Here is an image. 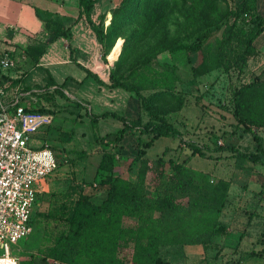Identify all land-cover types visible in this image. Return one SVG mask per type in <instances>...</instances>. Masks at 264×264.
<instances>
[{
  "label": "trees",
  "instance_id": "trees-1",
  "mask_svg": "<svg viewBox=\"0 0 264 264\" xmlns=\"http://www.w3.org/2000/svg\"><path fill=\"white\" fill-rule=\"evenodd\" d=\"M96 1L99 0H78V16L75 19L33 7L36 17L48 24V40L28 44L23 53L28 64L36 66L47 45L59 37H67L71 26L85 16L102 46L101 58L105 63L115 40L120 37L123 43L117 60L109 69L107 81L77 65L86 72L87 77L94 78L108 89H122L135 94L139 109L147 120L142 122V115L128 120L113 111L99 115L102 118H115L123 124L116 131L97 138L104 150L99 157L94 179H97V185L105 186V197L101 202H95L91 195L84 193L80 187L78 191L75 185L70 186L69 192L55 197L51 195L53 198L49 200L48 210L39 207L40 214L59 222L61 226L52 243L34 257L33 264H171L161 254L163 247L207 245L213 240L212 237L227 231L226 225L216 215L224 206L229 183L219 179L209 184L203 173L191 171L184 161L178 162L173 158L165 160L159 156L150 164L146 149L155 140L172 136L184 141L180 130L167 117L182 107L183 98L165 84L154 87L147 94L143 93L148 83L157 85L161 82L151 81L143 72L137 73V69L159 55L175 53L183 54L189 65V53L201 49L211 32L219 29L221 24L226 25L222 38L217 42L218 58L213 65L225 64L227 69L233 65V60L234 65L240 63V67L246 66L255 51L253 42L264 30V19L251 11L248 0H242L234 14L227 5L222 6L226 0H120L119 5L111 11L109 25L104 28L105 13L100 14L98 23L91 18ZM231 15L241 24L233 22L228 25L227 19ZM231 40L235 41L232 47ZM68 48L71 57L77 53L71 44H68ZM226 52L229 56L225 55ZM72 59L75 61V58ZM48 75L50 84H55ZM19 81L13 80L14 83ZM34 110L46 111L42 107ZM232 115L236 125L243 126L256 140L254 151L238 150L236 153L253 163L263 162L264 145L254 131L255 127L264 126L263 79L254 78L234 88ZM135 127H139L137 140L138 145L141 141L142 149L139 146L138 154L132 158H120L127 163L128 169L140 162L135 172L136 179L131 181L124 178L125 172L114 171L118 159L107 147L119 143ZM143 135L145 140L142 141ZM218 144L216 151L236 149L233 144ZM186 145L188 158L196 154L204 155L198 145L189 142ZM166 165L171 172L163 186ZM76 190L77 196L70 199L71 193ZM42 199L38 194L37 201L41 202ZM183 199H186L185 203ZM196 211L203 214L196 215ZM248 254L258 253L251 251ZM48 259L53 262H48Z\"/></svg>",
  "mask_w": 264,
  "mask_h": 264
},
{
  "label": "rangeland",
  "instance_id": "rangeland-1",
  "mask_svg": "<svg viewBox=\"0 0 264 264\" xmlns=\"http://www.w3.org/2000/svg\"><path fill=\"white\" fill-rule=\"evenodd\" d=\"M99 1L101 2L98 6L96 4L93 13L95 14L96 11H99L98 7L100 6L101 12L99 11L97 16V19H99L100 14H104V9H107V14L103 20V27L106 28L112 17L111 11L119 5L120 0ZM248 1L252 8L251 11L259 14L264 19V0ZM96 2L98 3V1ZM241 2L242 0H226L222 3V6L225 7L227 5L228 9L234 14L241 5ZM246 17L249 18V15H246ZM233 22L241 24L234 15H231L227 19V24L230 25ZM225 25L221 24L219 29L212 31L201 49L189 53L188 58L191 61L189 65L186 63V58L183 54L175 53L167 56L159 55V57L151 59L146 66L138 67L137 73L143 72L151 81L157 80L161 82V84L157 85L148 83L146 85L147 88L143 89V93L147 94L154 87L165 84L167 87L173 89V92L177 96L183 98L182 107L177 111L169 113L167 117L180 130L184 141H180L178 137H160L154 141L151 147L146 149V157L150 160V164L159 156L164 157L165 160L173 158L178 162L184 161L185 166L191 171L203 173L209 184H213L219 179L228 181L229 187L226 201L220 214L216 216L226 225V229L227 226L231 227L238 231L240 235L238 239L232 238L228 240V242H232H230L229 247H227L228 249L221 255H218L219 251H216V249H219L220 246L221 249L224 247V240L219 243L216 242L214 244L215 249L212 250V257L209 256V259L212 258V260L207 259V262L210 261L211 264H233L244 253L257 251L258 255L256 254L257 256H254L251 262L253 264H264V226L262 227V223H264V159L261 163H253L241 158L236 153L238 150L241 152L254 151L256 140L253 138L251 132L246 131L243 126L236 125V120L232 115V92L234 88L254 78L264 80V41L258 38L257 45L254 44L255 51L249 57L246 66L240 67V63L234 65L233 60H231L233 65L227 69L225 68V64L214 66V60L218 58L217 42L222 38ZM231 41L232 47L235 41ZM122 43L123 39L118 37L108 52L107 63L101 58L99 62L96 61L94 67L93 65L91 66L97 70L96 74L101 79L108 80L109 69L117 60ZM225 55L229 56L228 52ZM190 66L192 70H190ZM46 81L47 76L43 78V81H40V85L38 86L42 90L34 94V101H37V103L41 101L42 104L40 106L44 107L47 112L59 113L66 111L65 108L68 106V102L74 98V90L69 87L66 88L67 91L59 88L50 89L52 88L49 86L51 85L50 79ZM117 90L119 91L118 94L123 95V97L117 94L113 95L112 89L106 88L104 91L100 90L102 95L106 98L108 96L111 99L112 110L122 116L127 113L126 115L129 118H137L142 115V122L147 120V116L139 109V105L137 107L138 99L135 94L122 89ZM104 96L103 99H100L98 96L97 104L99 105V111L101 110L100 107H102L100 104L104 102ZM123 99H126L125 101H128L132 108L129 107V110H125L127 107L123 104ZM56 116L51 125L43 126L29 134L30 140L37 139L40 142L47 139L51 143L50 148L58 161L57 168L43 181L56 174L58 172L57 169L60 167L64 170L63 168L70 166V164L77 166L84 165L86 156L84 157V155L79 154L93 150L98 135L114 132L121 127V124H119L121 121L114 118L107 119L103 124L88 123L85 126V137L77 139L75 138L76 134L68 135L71 131L70 128H76L77 131V129L82 126L84 127V125L80 122L75 123L73 120H67L66 125L62 128L67 133L60 135L62 139L58 141L63 144L59 146L58 141L53 140L51 137V131L54 132L60 122V115L56 114ZM257 128L255 127V132H257ZM129 131L124 136L128 138L122 140L123 137L122 141L119 142L121 144L117 143L116 145L107 147L108 150L115 154L118 160L121 157L124 159L127 155L131 156L134 154L136 156L139 146L142 149L141 141L139 140L140 145H138L137 140L140 136L139 127H135ZM70 136H72V139H66ZM258 136L264 145V130ZM141 138L142 141L145 140L144 135ZM218 140L221 141V144L219 143L221 146H224L226 143L233 144L236 148L235 151H216L215 146L218 144ZM187 142L201 147L204 155L200 156L196 154L188 158ZM29 145L32 148L40 146L38 143H29ZM139 166L140 162L136 163L133 166L135 170H131L130 176L124 178L134 181L136 179L135 172ZM170 172V168L166 165V171L162 179L163 186L168 182ZM185 201L186 199H183V203ZM40 211L37 201L32 215L33 228L31 233L27 237L20 239L17 244L10 245V252L18 257V264L35 263L34 257L39 255L52 243L57 230L61 226L59 222L46 218L42 213L40 214ZM195 213L196 215L203 214L199 211ZM241 234L246 239L243 241L246 243L244 250H234L238 248L239 241L237 240L241 239ZM214 238H216V235ZM214 238L212 237V239ZM212 242L214 243L213 240ZM234 242H237V244L234 245ZM254 248L257 249L255 250ZM2 253H5V250L0 249V254ZM256 257L260 259H256ZM213 259L216 260L214 261ZM48 262L52 263L53 261L48 259Z\"/></svg>",
  "mask_w": 264,
  "mask_h": 264
},
{
  "label": "crops",
  "instance_id": "crops-1",
  "mask_svg": "<svg viewBox=\"0 0 264 264\" xmlns=\"http://www.w3.org/2000/svg\"><path fill=\"white\" fill-rule=\"evenodd\" d=\"M100 2L101 1H98V3L95 2L92 7L91 18L95 23L99 22L97 16L99 11L101 12L100 6L98 7L99 11H96L95 14L93 12L95 11L94 8L96 4L98 6ZM33 7L69 16L72 19H75L78 16V0H0V56L4 51H9L14 61V65L11 68L4 69L0 67V87L5 92L2 96V100L4 103L11 105L10 111L15 104L23 105L27 109L41 107V101L38 103L37 101H34V94H37L42 90L38 85H40V81H43L45 76H47L48 81V74H50L55 81V84L49 85L52 87L50 89L59 88L63 91H67L66 88L69 87L75 92L73 94L74 98L68 102V106L65 108L66 111L51 113L53 117L52 122L57 117L56 114H59L61 118H59L60 122L58 128L54 132L51 131V137L55 141L62 139L60 135H62V133H67V131L62 130V128L66 125L67 120H73L75 123H82L84 127H80L77 131L76 128H70L71 131L68 135L76 134L75 138L82 139L85 137V126L88 123L103 124V122L105 123L107 119L112 117L102 118L99 117V115L107 111L115 112L112 110L113 106L111 99H109L108 96L107 99L100 93V90L104 91L107 87L99 84L94 78L87 77L86 72L77 65L79 64L89 69L91 72L97 73V70L93 69V67L95 66L96 61L99 62V59H101L102 46L98 43L95 33L86 21L85 16H81L78 21L71 26L68 36L59 37L50 42L44 53L39 57L36 66H31L27 62L23 49L28 44L46 42L49 34L47 30L48 24L36 17L33 12ZM104 13L106 16L107 9H104ZM258 38L264 41V30L255 39L254 44L256 45ZM68 44H71L77 49V53H73L72 57L70 55ZM72 58H75V61ZM92 65L93 67H91ZM15 79H20V81L14 83L13 80ZM64 82L65 84L62 85ZM112 91L113 95L117 94L121 96V94H118L119 91L117 89H112ZM98 96L100 99H103L104 96V102L100 104L102 106L100 107V111L98 109L99 105L97 104ZM121 97H123V95ZM125 100L126 99H123V104L127 107L125 110H129L130 103ZM72 105L74 106L72 107ZM126 114H123V117L129 120L136 118H129ZM119 124H121V127L123 126L122 122ZM103 135L105 134L102 133L98 135V137ZM69 138L72 139V136L66 139L69 140ZM127 138L124 137L122 140ZM28 142L30 144L38 143L40 145L48 144L51 146V143L47 139L39 142L37 139L30 140L29 138ZM57 143L59 146L63 144L60 141ZM103 150L104 146L99 141H95L93 150L79 154L84 155V157L86 156L84 165L77 166L70 164V166L63 168L64 170L60 167L57 169L58 172L51 178L42 181L40 184L41 191L38 194L43 199L41 202L38 201L39 207H41L42 210H48L50 203L49 200L53 198L51 195L54 196L62 194L63 192H69L71 185H75L78 191L82 188L83 192L91 195L95 202H101L105 197V186L97 185V179H94V175L96 174V167ZM125 157L132 158L134 157V154ZM131 170H135L133 165L131 166V169H128L127 163L121 159L118 160V165L114 168L115 172H125L124 177L130 176ZM90 182H92V184H89ZM77 190L74 193H71L72 195L70 199L77 196ZM263 226L264 223H262V227ZM239 235L240 233L238 231L227 226V231H225L224 234L216 235V238L213 239L214 243L212 242L207 245H170L163 247L161 249V254L163 258L171 264H211L210 261L212 258H209L212 257V250L215 249L214 244L224 240V247L221 249L220 246L219 249H216V251H219L218 255H221L228 249L227 247H229L230 242H232H228V240H231L232 238L238 239ZM241 236V239L237 240L239 241L238 248L234 250H244V245L246 243L243 241L246 239L243 234H241ZM235 244H237V242H234V245ZM254 249L256 250L257 248ZM257 255H249L248 253H244L243 256L238 255L239 258H237L233 264H253L251 259H254V256ZM257 258L260 259L259 257H256V259ZM207 259L210 261L207 262Z\"/></svg>",
  "mask_w": 264,
  "mask_h": 264
},
{
  "label": "built area",
  "instance_id": "built-area-1",
  "mask_svg": "<svg viewBox=\"0 0 264 264\" xmlns=\"http://www.w3.org/2000/svg\"><path fill=\"white\" fill-rule=\"evenodd\" d=\"M14 65L9 51L0 56V67ZM0 87V264H18L10 245L32 231L31 219L41 191V182L57 168V160L48 144L29 145V134L50 125L52 114L4 103ZM255 129V128H254ZM260 135L264 126L258 127ZM221 144V141L218 140Z\"/></svg>",
  "mask_w": 264,
  "mask_h": 264
}]
</instances>
